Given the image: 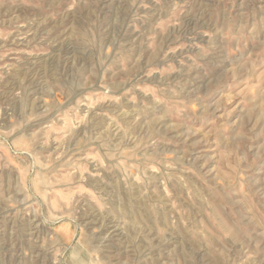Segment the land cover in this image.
Segmentation results:
<instances>
[{"label":"rangeland","instance_id":"rangeland-1","mask_svg":"<svg viewBox=\"0 0 264 264\" xmlns=\"http://www.w3.org/2000/svg\"><path fill=\"white\" fill-rule=\"evenodd\" d=\"M0 264H264V0H0Z\"/></svg>","mask_w":264,"mask_h":264}]
</instances>
